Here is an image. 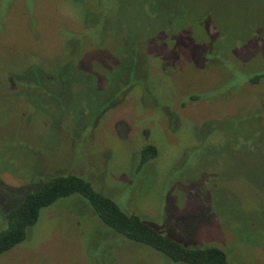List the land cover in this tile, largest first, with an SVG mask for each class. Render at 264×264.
<instances>
[{
	"label": "rangeland",
	"instance_id": "rangeland-1",
	"mask_svg": "<svg viewBox=\"0 0 264 264\" xmlns=\"http://www.w3.org/2000/svg\"><path fill=\"white\" fill-rule=\"evenodd\" d=\"M263 73L264 0H0V230L28 191L76 174L186 247L264 264V78L248 80ZM100 255L166 264L76 195L0 264Z\"/></svg>",
	"mask_w": 264,
	"mask_h": 264
},
{
	"label": "trees",
	"instance_id": "trees-1",
	"mask_svg": "<svg viewBox=\"0 0 264 264\" xmlns=\"http://www.w3.org/2000/svg\"><path fill=\"white\" fill-rule=\"evenodd\" d=\"M261 78H264V73L254 75L248 80L257 83ZM157 155L158 151L154 145L144 146L140 151L137 172ZM39 186L24 194L18 206L3 213L0 255L27 239L29 229L38 222L43 208L53 205L60 198L76 195L89 205L93 215L115 237L119 236L120 239L155 251L166 259V264H229L225 252L219 248H189L164 236L150 224L142 221L138 215L120 209L109 196L96 191L91 182L81 175H52L43 180ZM117 243L119 245V242ZM123 243L121 242L122 246ZM99 260L102 262L99 264H115V260L107 263L102 255Z\"/></svg>",
	"mask_w": 264,
	"mask_h": 264
}]
</instances>
